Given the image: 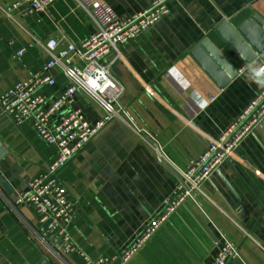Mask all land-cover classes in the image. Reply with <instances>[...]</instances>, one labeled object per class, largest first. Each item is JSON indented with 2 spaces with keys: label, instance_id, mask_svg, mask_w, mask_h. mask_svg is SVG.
Segmentation results:
<instances>
[{
  "label": "crops",
  "instance_id": "obj_1",
  "mask_svg": "<svg viewBox=\"0 0 264 264\" xmlns=\"http://www.w3.org/2000/svg\"><path fill=\"white\" fill-rule=\"evenodd\" d=\"M16 1L0 0V98L52 61L44 45L48 41L59 42L56 53L70 43L80 53L96 30L74 0H56L46 12L14 22L2 8ZM102 1L128 19L154 0ZM168 8V15L121 48L111 66L123 88L118 116L58 173L78 202L70 235L92 259L121 254L160 217L179 182L175 169L186 170L198 160L262 90L256 72L264 61L257 57L245 63L216 29L224 21L239 27L253 16L264 22V0H170ZM206 40L236 71L225 86L192 55ZM82 64L76 53L73 65ZM215 66L226 78L224 69ZM49 75L56 86L45 85L39 93L53 102L69 81L58 66ZM73 107L91 124L105 115L85 91L76 93ZM0 144L5 151L0 160V264H85L42 236L32 208L12 207L55 160L56 148L30 124L16 126L1 109ZM227 241L240 253L227 264H264V120L202 193L188 199L129 264H210Z\"/></svg>",
  "mask_w": 264,
  "mask_h": 264
},
{
  "label": "built area",
  "instance_id": "obj_2",
  "mask_svg": "<svg viewBox=\"0 0 264 264\" xmlns=\"http://www.w3.org/2000/svg\"><path fill=\"white\" fill-rule=\"evenodd\" d=\"M56 0H17L2 8L11 21L44 13ZM94 22L95 32L82 43L79 53L75 44L56 53L59 42L48 41L45 48L52 61L40 72L25 81L16 83L0 98L2 114L16 126L30 124L38 136L57 150L55 160L45 172L30 181L21 192L13 209L18 206L32 208L43 237L59 246L65 255H77L85 264H129L146 242L188 200L202 193L203 185L227 161L232 159L243 140L264 120V65L256 72L262 81V90L238 119L213 141L198 160L186 170L175 169L179 182L173 196L166 203L160 217L153 220L124 251L113 257L92 259L74 243L69 227L78 212V202L72 200L59 171L86 147L98 133L118 116L117 105L123 88L111 75V66L121 56V48L145 33L169 13L170 0H154L150 8L131 18H119L102 0H74ZM42 45L41 42H38ZM27 51L21 49L20 57ZM76 53L82 66L73 65ZM112 59L110 62L108 59ZM60 67L69 81L62 96L53 101L42 96L40 89L55 87V79L49 75L54 67ZM78 91L87 92L104 109L103 119L91 124L79 109L73 107ZM240 258L238 249L225 242L210 264H227Z\"/></svg>",
  "mask_w": 264,
  "mask_h": 264
},
{
  "label": "water",
  "instance_id": "obj_3",
  "mask_svg": "<svg viewBox=\"0 0 264 264\" xmlns=\"http://www.w3.org/2000/svg\"><path fill=\"white\" fill-rule=\"evenodd\" d=\"M216 33L230 49L244 60L245 63L250 64L256 60L257 57H260L264 61V22L258 17L253 16L249 21H246L236 28L232 27L227 21H224L218 26ZM203 51H205L213 61L210 60ZM192 55L221 86H225L229 80L236 76V71H232L217 48L207 40L201 43L200 46L192 52ZM215 64L224 69L227 74L226 78L219 73ZM151 143L156 146L153 141H151ZM4 155L5 151L0 144V160H2ZM0 183H2L1 178Z\"/></svg>",
  "mask_w": 264,
  "mask_h": 264
}]
</instances>
